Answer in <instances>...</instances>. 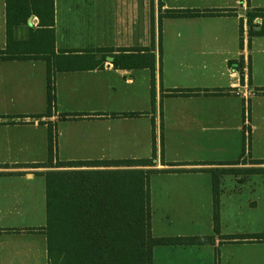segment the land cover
<instances>
[{
    "label": "crops",
    "instance_id": "1",
    "mask_svg": "<svg viewBox=\"0 0 264 264\" xmlns=\"http://www.w3.org/2000/svg\"><path fill=\"white\" fill-rule=\"evenodd\" d=\"M31 6L16 1L7 13L0 0V264H49L47 169L29 168L47 163V123L56 124L62 163L149 160L154 147L155 166L146 169L167 172L149 178L151 235L214 236V243L155 247L152 264H264V243L223 239L240 235L224 230L234 223L223 216L232 215L235 193L263 183L264 174L221 177L215 235L211 174L202 172L239 159L244 128L250 159L264 161V36L250 37L246 21L264 0H54L50 28L39 26ZM145 6L150 25L137 27ZM127 7L131 25L122 30L127 18L118 12ZM169 10L221 15L159 22ZM175 90L191 95L173 97ZM161 151L174 166L162 165ZM91 166L98 167L82 169L104 168ZM259 204L249 200L247 209Z\"/></svg>",
    "mask_w": 264,
    "mask_h": 264
},
{
    "label": "trees",
    "instance_id": "2",
    "mask_svg": "<svg viewBox=\"0 0 264 264\" xmlns=\"http://www.w3.org/2000/svg\"><path fill=\"white\" fill-rule=\"evenodd\" d=\"M29 2L31 11L38 17L41 28L53 26L54 0H6L7 13L14 2ZM221 12L166 11L163 17H210ZM260 21L258 30L254 22ZM249 36H264V10H251L246 16ZM16 23L18 22L15 21ZM242 28V24H241ZM103 52V51H101ZM105 52V51H104ZM108 52V51H106ZM117 65V57L114 58ZM47 113L55 106V88L51 68L47 63ZM264 94V89L260 90ZM191 95L180 90L171 91L173 97ZM206 95H209L206 93ZM138 117L139 114H122ZM79 116L62 115V120ZM117 117V115H115ZM250 131L243 130V150L239 159L231 163L215 164L219 167L202 170L211 174L213 230L219 235L220 179L225 175L264 174L262 160H251ZM48 160L45 164L29 166L47 169L41 173L46 185V227L49 264H152V251L160 246L213 245L214 236L155 238L151 235L149 178L152 174L166 173L146 168L155 166V150L149 160L116 162H58L57 132L55 123H47ZM161 163L165 164L161 151ZM100 165H114L116 170L85 169ZM249 165V168H223L224 166ZM179 172V171H178ZM227 241L264 243V234L227 236Z\"/></svg>",
    "mask_w": 264,
    "mask_h": 264
},
{
    "label": "rangeland",
    "instance_id": "3",
    "mask_svg": "<svg viewBox=\"0 0 264 264\" xmlns=\"http://www.w3.org/2000/svg\"><path fill=\"white\" fill-rule=\"evenodd\" d=\"M139 8L138 11V18L143 16L145 18L144 23L138 20L137 27H144L149 26V18L151 15V9L148 6H145L141 12ZM133 10V8H132ZM131 9L130 7L123 8L118 12V15L127 18L123 20L122 23H118V26L124 30V28H128L131 23L129 22L128 18L130 17ZM134 13L132 12V15ZM128 20V21H126ZM81 62V61H80ZM73 63H79V61H74ZM232 168H242L240 166H233ZM76 170H85V169H76ZM96 170H116V169H109V168H102V169H96ZM235 201L233 209L230 207L229 210L232 211V215L226 216L224 214L223 220H226L228 218L229 220L234 221V223L228 224V229L224 227L225 234H232V233H240V235H244V233H250V232H260L261 234H264V181L263 183L260 181H249L242 185L239 192L235 193ZM255 201L258 203L259 201V207L252 211L247 209V203L248 201ZM230 211V212H231ZM234 211V213H233ZM240 212L242 214H240ZM232 218V219H231ZM236 222V223H235ZM174 231V230H172ZM195 232V231H194ZM239 255H244V253H241Z\"/></svg>",
    "mask_w": 264,
    "mask_h": 264
},
{
    "label": "water",
    "instance_id": "4",
    "mask_svg": "<svg viewBox=\"0 0 264 264\" xmlns=\"http://www.w3.org/2000/svg\"><path fill=\"white\" fill-rule=\"evenodd\" d=\"M112 60V58H110Z\"/></svg>",
    "mask_w": 264,
    "mask_h": 264
}]
</instances>
